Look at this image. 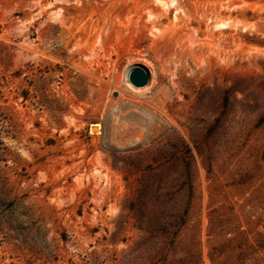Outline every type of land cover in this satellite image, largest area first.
Listing matches in <instances>:
<instances>
[{
	"label": "rangeland",
	"instance_id": "374dc122",
	"mask_svg": "<svg viewBox=\"0 0 264 264\" xmlns=\"http://www.w3.org/2000/svg\"><path fill=\"white\" fill-rule=\"evenodd\" d=\"M0 264H264V0H0Z\"/></svg>",
	"mask_w": 264,
	"mask_h": 264
},
{
	"label": "water",
	"instance_id": "95a60500",
	"mask_svg": "<svg viewBox=\"0 0 264 264\" xmlns=\"http://www.w3.org/2000/svg\"><path fill=\"white\" fill-rule=\"evenodd\" d=\"M128 79L133 86L137 88L143 87L149 80V72L145 67L136 65L130 69Z\"/></svg>",
	"mask_w": 264,
	"mask_h": 264
},
{
	"label": "trees",
	"instance_id": "16d2710c",
	"mask_svg": "<svg viewBox=\"0 0 264 264\" xmlns=\"http://www.w3.org/2000/svg\"><path fill=\"white\" fill-rule=\"evenodd\" d=\"M189 177H191L190 171H189ZM193 196H194V188H193V186H191L187 196L185 197V202L183 203L182 208L178 213V216H179L182 224L185 223V221H186Z\"/></svg>",
	"mask_w": 264,
	"mask_h": 264
}]
</instances>
